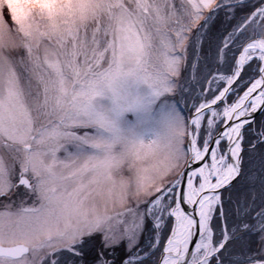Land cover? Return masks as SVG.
I'll use <instances>...</instances> for the list:
<instances>
[{
  "label": "snow or ice",
  "instance_id": "obj_1",
  "mask_svg": "<svg viewBox=\"0 0 264 264\" xmlns=\"http://www.w3.org/2000/svg\"><path fill=\"white\" fill-rule=\"evenodd\" d=\"M0 264H264V0H0Z\"/></svg>",
  "mask_w": 264,
  "mask_h": 264
},
{
  "label": "rangeland",
  "instance_id": "obj_2",
  "mask_svg": "<svg viewBox=\"0 0 264 264\" xmlns=\"http://www.w3.org/2000/svg\"><path fill=\"white\" fill-rule=\"evenodd\" d=\"M254 168H255L256 173L259 174L260 168H259V161L258 160L254 161ZM239 191L240 192L247 191V186L246 185H241L240 188H239Z\"/></svg>",
  "mask_w": 264,
  "mask_h": 264
}]
</instances>
